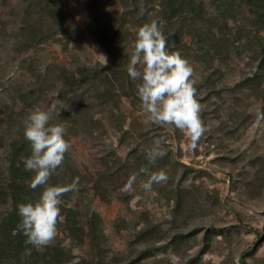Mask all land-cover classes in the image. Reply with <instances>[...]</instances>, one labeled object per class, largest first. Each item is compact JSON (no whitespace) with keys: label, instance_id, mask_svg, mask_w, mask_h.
<instances>
[{"label":"rangeland","instance_id":"rangeland-1","mask_svg":"<svg viewBox=\"0 0 264 264\" xmlns=\"http://www.w3.org/2000/svg\"><path fill=\"white\" fill-rule=\"evenodd\" d=\"M46 3L60 6L63 18L51 16ZM162 3L0 0L1 184L12 145L24 139L25 120L37 108L51 109L50 123L65 125L71 145L48 184L79 178L78 191L61 198L54 240L34 248L51 264H264V3L180 0L172 19ZM94 11L101 36L89 30ZM153 20L168 51L194 70L208 129L195 148L180 130L147 121L139 81L130 78L129 94L111 107L78 82L86 67L126 70L137 29ZM115 34L122 57L104 44ZM156 141L167 155L150 164L146 153ZM142 168L163 169L168 179L146 192ZM132 174L137 181L126 189ZM27 191L40 195L42 188ZM1 194L3 214L13 200ZM69 209L77 236L68 229Z\"/></svg>","mask_w":264,"mask_h":264},{"label":"clouds","instance_id":"clouds-1","mask_svg":"<svg viewBox=\"0 0 264 264\" xmlns=\"http://www.w3.org/2000/svg\"><path fill=\"white\" fill-rule=\"evenodd\" d=\"M127 73L136 84L137 96L147 121L166 127H172L186 134L190 147L195 148L198 141L208 131L201 119V105L196 99L194 70L179 52H169L167 40L158 22L153 20L140 26L131 45ZM107 65V57L99 55ZM51 109L33 110L24 123V139L29 142L31 154L22 157L25 170L33 173L28 186L35 190L42 188L35 202L17 205L20 223L19 231L26 237L25 245L39 249L54 240L57 225L61 219L62 197L68 192L78 191L79 178L64 186L48 184L51 176L64 161L71 145L66 140L64 124H51ZM167 155V150L156 141L146 153L150 164ZM147 176L141 182V188L150 192L154 184L166 182L167 173L161 169L150 172L142 168ZM137 181V174H132L126 184L131 189ZM30 255V250L28 253Z\"/></svg>","mask_w":264,"mask_h":264},{"label":"trees","instance_id":"trees-1","mask_svg":"<svg viewBox=\"0 0 264 264\" xmlns=\"http://www.w3.org/2000/svg\"><path fill=\"white\" fill-rule=\"evenodd\" d=\"M166 3H162L165 10L169 11L168 16L170 19L173 18L172 15H176L178 8L175 3H180V0H163ZM167 1L169 4H167ZM171 1V2H170ZM255 3H264V0H252ZM46 6L49 8V13L51 16L55 17H62L63 18V11L60 6H57L56 3L54 6L48 5ZM186 4V0H184V5ZM169 6V7H168ZM90 21H88V25L90 26V31L93 34H97L101 36L103 33L101 26L102 20L98 12L94 11L93 14L90 16ZM64 21V19L62 20ZM64 23H62L63 25ZM106 44L109 50L110 55L113 57L114 51L119 56L122 57V42L116 39V34L112 37L108 36ZM116 55V57H117ZM121 60V59H120ZM127 75V76H126ZM80 88H86L90 90H96L99 95V101L102 106H110L116 104V97L121 98L122 95L127 96L129 86L126 85V82L130 80V77L127 73V69L124 70L117 66H112L108 71L104 69L98 68H84L80 70V76L78 77ZM132 88V87H131ZM127 89V90H126ZM101 90V91H100ZM113 103V104H112ZM75 111V109H74ZM74 111L73 115L78 116ZM75 118V117H74ZM31 154V149L29 142L25 139L17 141L13 143L12 150L9 154V167L6 185L3 187L1 184L0 179V202L1 198L4 195L1 194L2 191L6 190L11 192L12 200H13V207L10 211L0 214V264H11L14 261L20 259H26L27 262H31L30 264H37L38 262L41 264H51L52 262L48 260L47 257L41 256L39 253L35 251V249L31 245H25L26 237L23 235L21 231L18 230L17 225L20 223V217L18 215V208L17 205L20 203H28V202H35L39 195H35L27 191L28 184L25 181H29L32 177L31 172L26 171L24 164L22 162V157H28ZM0 167V178L2 177ZM70 193V192H68ZM75 212L71 209L67 210L65 215L68 222L69 231L71 233H76L80 231L78 224L76 222ZM72 217V221L70 220ZM73 219L74 222H73ZM93 220L91 224L93 225ZM90 225L91 227H93ZM84 231V230H83ZM30 250V255L27 254ZM47 256V255H46ZM150 255L147 254V257ZM28 262V263H29Z\"/></svg>","mask_w":264,"mask_h":264}]
</instances>
